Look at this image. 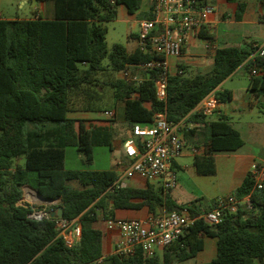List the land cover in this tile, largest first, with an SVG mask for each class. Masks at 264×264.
Here are the masks:
<instances>
[{"label":"trees","instance_id":"obj_1","mask_svg":"<svg viewBox=\"0 0 264 264\" xmlns=\"http://www.w3.org/2000/svg\"><path fill=\"white\" fill-rule=\"evenodd\" d=\"M44 4L31 19H0V264H175L195 258L204 249V237L217 239V256L201 264H264V190L254 191L248 175L232 193L238 199L251 194V206L242 205L222 223L209 225L202 219L165 248L162 262L155 255L146 258L139 248L133 255H104V233L99 215L113 216L116 209L140 210L153 215L188 209L193 217L214 208L216 200L204 205L199 200L177 204L170 191L148 185L146 189L120 186L112 170H66V149L75 147L92 164L94 148L113 146L110 128L73 118V113H102L105 90L123 102L129 125L151 124L156 114L167 112L168 122L181 124L198 104L246 63L251 73L250 87L264 91V57L252 58L249 48L222 47L213 68L192 72L183 68L169 78L165 102L156 95V71L139 68L154 58L122 44L109 49L106 23L117 19L118 8L130 13L141 0H35ZM235 1V0H229ZM236 20H241L246 4L239 0ZM264 6V0H261ZM207 4L208 0H200ZM264 20V16H263ZM200 37L213 40L204 27ZM263 72V78L252 71ZM150 75L136 84L119 73ZM219 101H230L231 91L215 92ZM107 106V104L105 105ZM199 116H194L197 120ZM206 153L196 156L194 166L200 176L217 174L215 154L237 151L244 145L241 133L225 116L206 121ZM31 126V128H29ZM23 160V164L18 161ZM76 182L78 187L70 185ZM34 188L43 199L60 201L47 207V215L33 217L35 206L22 205L24 186ZM64 209L63 219H79L82 238L68 247L58 236L57 219L50 214ZM205 208L202 211V208ZM100 212V213H99Z\"/></svg>","mask_w":264,"mask_h":264},{"label":"crops","instance_id":"obj_2","mask_svg":"<svg viewBox=\"0 0 264 264\" xmlns=\"http://www.w3.org/2000/svg\"><path fill=\"white\" fill-rule=\"evenodd\" d=\"M210 4L215 6V12L210 16L209 23L206 30H209L213 35V40H208L200 37L199 34H192L187 37L183 55L180 59H172L171 63L174 68V72L185 68L192 72H208L213 68L215 63V56L218 49L222 47H240L249 48L250 43L254 45L264 41V6L261 0H239L246 4V10L242 19L236 20V12L238 11L237 1L229 0H208ZM28 0H22L20 8ZM12 0H0V19L15 20V19H31L39 14H44V4L37 3L35 14L30 18H21L18 15L13 17L14 11L11 8ZM152 5L153 0H141V7L134 13H130L125 5H120L118 8V16L121 15L126 18L128 22H132L134 26L138 27V33L140 30V23L144 19L152 18ZM3 6H5L3 10ZM9 17H4V15ZM117 20V19H116ZM225 28V29H224ZM221 29L223 30L221 33ZM138 33L130 31L129 40L133 43L132 46L127 47L129 51H133L137 48ZM252 57V56H251ZM246 75L249 78V84L247 88H236L231 86L230 83L234 82V79L238 76ZM123 79V74L117 75ZM142 80H147L150 75H139ZM263 78V72L259 71L256 76ZM251 73L246 63L242 64L229 78H227L215 92L231 91L233 97L230 101L222 102L219 112L206 118V121L217 120L220 116H225L229 119L232 126L237 129L243 139L244 145L233 152H220L215 154V161L217 166V174L214 176H200L198 175L194 166V160L196 156H202L206 153L205 142L207 140V132L204 129V123L201 120V114L195 108L187 117H185L180 126L182 130V137L184 140V151L181 157L177 158L173 162V167L178 171L179 184L176 189L171 190L169 193L172 199L180 205H187L193 201L205 198V195L199 191L202 187L209 193L212 192L211 201L217 200L221 196L229 195L235 192L248 177L251 166L254 163H261L264 161V121H256L252 119V115L255 113V109L259 110V113L264 115V91L261 90V86L256 89L250 87ZM109 104L107 109L114 110L116 113V120L111 121H91L88 125L96 124L98 126L108 127L113 134V146L111 150L117 153L112 163V171H114L119 177L125 169L131 164V160L125 153V142L131 137V127L124 119V107L123 102H117L110 94ZM93 114L96 113H87ZM98 114V113H97ZM194 116H199L197 120L193 119ZM92 117V116H89ZM104 119L103 116L97 118H89L87 120ZM23 164V160L18 161ZM100 171V170H97ZM194 186V190H198L199 195H194L195 200L183 201L180 195V191L183 187ZM70 185L78 187L76 182H71ZM148 185L162 187L159 182L150 183L146 180L135 177L133 179H124L120 186L132 187L137 189H146ZM23 197L25 194H29L31 197H38L42 201L45 211L47 207L60 203V201H48L40 197L37 191L30 187L24 186ZM177 190V191H176ZM195 194V193H194ZM23 199V198H22ZM57 202V203H56ZM27 204L34 206L33 202L27 201ZM26 205V203L22 204ZM204 207L202 211H204ZM165 211L159 210L157 215L163 214ZM100 213V212H99ZM153 215L149 212L147 207L140 210H126L116 209L113 211V216L104 217L100 213L99 228L104 233L103 246L104 255L109 256L115 253L116 246L121 239L120 233L110 231L107 228V220L109 218L118 219H144ZM204 249L195 258L189 259L185 262L175 264H201L212 261L217 256V239L204 237ZM164 249H159L156 252V256L160 262L163 260Z\"/></svg>","mask_w":264,"mask_h":264},{"label":"built area","instance_id":"obj_3","mask_svg":"<svg viewBox=\"0 0 264 264\" xmlns=\"http://www.w3.org/2000/svg\"><path fill=\"white\" fill-rule=\"evenodd\" d=\"M215 6L200 0H153L152 18L140 23L137 37V48L144 53L154 55V58L139 68L156 71V95L165 102L168 98L169 78L175 74L172 59H180L183 55L187 37L207 27L210 16L215 12ZM264 57V41L254 45L252 58ZM176 73H183L179 69ZM123 77L141 83L142 78L136 74L123 72ZM259 71L253 70L257 76ZM221 102L215 92L208 94L196 107L198 112L206 117L219 112ZM104 119L115 118L114 110H105ZM184 140L180 124H171L167 112L156 114L151 124L136 123L131 127V137L125 142V153L131 164L117 177L111 190L120 187L124 179L142 178L150 183L159 182L165 191L176 189L179 184L178 171L173 162L182 156ZM254 183V191L264 190V161L254 163L249 171ZM251 194L243 199L229 194L216 200L214 208L204 211L200 216L193 217L188 209L181 212H164L160 215H150L144 219L109 218L107 228L117 230L121 239L115 253L121 256L133 255L141 249L146 258H152L157 250L170 247L183 235L197 219L204 220L209 225L222 223L224 216L235 214L242 205L251 206ZM47 213L43 212V216ZM35 217V214L33 215ZM42 217V216H41ZM36 218V217H35ZM58 236L68 247L80 243L82 225L79 219L67 220L57 218ZM95 264V263H94Z\"/></svg>","mask_w":264,"mask_h":264},{"label":"rangeland","instance_id":"obj_4","mask_svg":"<svg viewBox=\"0 0 264 264\" xmlns=\"http://www.w3.org/2000/svg\"><path fill=\"white\" fill-rule=\"evenodd\" d=\"M22 0H12L11 8L14 13L13 17H16L17 15L21 18H30L35 14V9L37 7V2L35 0H28V2L24 5V7L20 8V3ZM5 6H3L4 10ZM4 17H9L6 14ZM106 26L108 28L107 33V43L109 46V49H112L114 44H122L126 47L132 46V42L129 40V33L130 31L134 33H138V27L134 26L132 22H128L126 18H123L121 15L117 18V20H114L112 22L106 23ZM225 29V28H224ZM223 30L221 29L220 33ZM222 34V33H221ZM249 84V78L244 75H238L233 83H230L231 86H234L236 88L242 89L247 88ZM111 94L109 90H105V96L108 97ZM109 99L106 98L104 103L103 110L109 108L105 106L106 104H109ZM103 113V112H102ZM102 113L98 114H87V113H73L71 116L73 118H80V119H89V118H97L102 115ZM92 116V117H89ZM116 120V118H113ZM252 119L256 121H264V115L262 113H259L258 109H255V113L252 115ZM31 128V126H29ZM117 156V153L113 150H111L108 146H98L94 148V161L92 164H88L85 161V156L77 150L75 147H68L66 149V159H65V169L66 170H111L112 169V163L113 160ZM24 162V161H23ZM186 185V184H185ZM188 185V184H187ZM184 186L183 190L180 191V195L183 201L182 203H186L187 201L195 200L197 198L194 197V195H199V191L205 195V198L199 199L200 202H202L204 205H208L211 202V194L212 192H208L205 188H201L199 191L194 190V186ZM177 191V190H176ZM195 193V194H194ZM27 201L33 202L35 206V217H41L43 216V203L38 199V197H31L29 194H25L23 197L21 204L26 203ZM57 203V202H56ZM58 211V210H57Z\"/></svg>","mask_w":264,"mask_h":264},{"label":"water","instance_id":"obj_5","mask_svg":"<svg viewBox=\"0 0 264 264\" xmlns=\"http://www.w3.org/2000/svg\"><path fill=\"white\" fill-rule=\"evenodd\" d=\"M38 193V192H37ZM38 195L41 197V195L38 193ZM50 216L52 217V218H63V216H64V209L62 208V207H60L59 209H58V211L55 213V212H52L51 214H50Z\"/></svg>","mask_w":264,"mask_h":264}]
</instances>
